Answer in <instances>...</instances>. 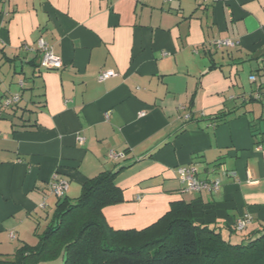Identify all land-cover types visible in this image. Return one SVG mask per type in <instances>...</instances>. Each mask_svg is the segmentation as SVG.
I'll use <instances>...</instances> for the list:
<instances>
[{"label": "crops", "instance_id": "1", "mask_svg": "<svg viewBox=\"0 0 264 264\" xmlns=\"http://www.w3.org/2000/svg\"><path fill=\"white\" fill-rule=\"evenodd\" d=\"M40 38L61 68L41 67ZM263 88L264 0H0V256L33 244L57 199L104 170L123 193L103 208L114 229H142L176 200L195 205L197 222L249 215L256 227ZM182 165L220 177L218 190L182 192ZM54 176L68 182L61 197Z\"/></svg>", "mask_w": 264, "mask_h": 264}, {"label": "trees", "instance_id": "2", "mask_svg": "<svg viewBox=\"0 0 264 264\" xmlns=\"http://www.w3.org/2000/svg\"><path fill=\"white\" fill-rule=\"evenodd\" d=\"M224 123V114L214 118ZM115 171L87 178L75 198H58L38 220L33 244L23 242L0 264H264V221L242 230L228 224L197 222L195 205L170 203L142 229H114L103 208L123 200Z\"/></svg>", "mask_w": 264, "mask_h": 264}, {"label": "built area", "instance_id": "3", "mask_svg": "<svg viewBox=\"0 0 264 264\" xmlns=\"http://www.w3.org/2000/svg\"><path fill=\"white\" fill-rule=\"evenodd\" d=\"M6 1V0H5ZM170 1V0H166ZM200 2H205L207 0H199ZM213 45L216 47H222V46H230L234 47L236 43L229 39H222L218 38L213 41ZM26 48L32 49V46L25 45ZM35 48L41 52V60L40 65L42 68L47 70H56L62 67L63 63L62 60L56 56L51 47L43 40L38 39L35 42ZM115 75V72L113 70H101L98 74V80L102 81L106 78H109L110 76ZM251 79H254V76H251ZM264 92V88H263ZM19 99V95L15 94L10 97H7L5 99V104L9 105L14 102H16ZM110 157L116 156L115 153L112 151L109 153ZM222 171L225 172L228 176H234L235 173L232 170L222 169ZM177 177L182 182L183 186L181 188L182 192H189V191H200V190H209V191H216L218 190L220 184H221V178L215 177L212 180L203 179L198 176L197 169L192 165H182L178 166L176 168ZM68 188V182L63 179H57L54 176V179L49 184L50 192L57 197H61L63 193ZM251 217L249 215H243L240 218L236 219L233 223V226L236 230H242L244 229L250 222Z\"/></svg>", "mask_w": 264, "mask_h": 264}, {"label": "rangeland", "instance_id": "4", "mask_svg": "<svg viewBox=\"0 0 264 264\" xmlns=\"http://www.w3.org/2000/svg\"><path fill=\"white\" fill-rule=\"evenodd\" d=\"M30 239H31V237H30ZM32 242H33V239H32ZM32 242H30V243H32ZM18 243V242H17ZM12 246H5L4 248H3V251H5V252H9V251H11V249H13V247L11 248ZM40 264H56L55 262H45V263H40Z\"/></svg>", "mask_w": 264, "mask_h": 264}]
</instances>
